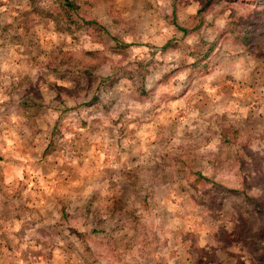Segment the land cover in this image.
<instances>
[{"label":"rangeland","instance_id":"rangeland-1","mask_svg":"<svg viewBox=\"0 0 264 264\" xmlns=\"http://www.w3.org/2000/svg\"><path fill=\"white\" fill-rule=\"evenodd\" d=\"M263 31L264 0H0V264H264Z\"/></svg>","mask_w":264,"mask_h":264},{"label":"trees","instance_id":"trees-1","mask_svg":"<svg viewBox=\"0 0 264 264\" xmlns=\"http://www.w3.org/2000/svg\"><path fill=\"white\" fill-rule=\"evenodd\" d=\"M68 3V2H67ZM264 32V31H263Z\"/></svg>","mask_w":264,"mask_h":264}]
</instances>
